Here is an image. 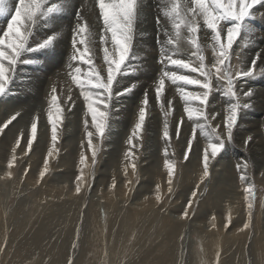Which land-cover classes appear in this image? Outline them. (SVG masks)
Listing matches in <instances>:
<instances>
[{
	"label": "rangeland",
	"instance_id": "obj_1",
	"mask_svg": "<svg viewBox=\"0 0 264 264\" xmlns=\"http://www.w3.org/2000/svg\"><path fill=\"white\" fill-rule=\"evenodd\" d=\"M262 6L264 3L256 6L259 10L257 16L249 18V25L245 26V31L234 45L233 65L238 62L236 52L241 53L247 66L257 52L264 50V19L259 16V12H264ZM11 7L14 10V4ZM11 14L10 11L7 15H0L1 30L7 25V18L4 17L7 16L9 20ZM49 20L40 22L34 29L31 41L39 40L42 35L40 29L46 23L49 25ZM199 40L202 45L210 44V30L202 28ZM64 43L65 49L55 44L53 49L26 53L24 58L33 59L36 63L18 64L8 91L0 95V124L20 112V116L0 133V243L7 236V249L0 253V264H67L69 257L74 264H215L217 248L222 253L221 264H264V73L259 71L264 67V59L257 62L255 76L237 81L242 103L249 102L243 97V92L254 90L251 107L241 111L233 130V142L226 144L217 160L212 162L210 179L200 185L195 215L191 219L181 220L179 217L183 207L199 182L200 152L205 139L197 130L193 151L189 160L185 161L183 150L192 135L195 121L189 120L183 112V102L176 92V86L166 82L164 95L173 99L169 116L172 139L168 151L174 153V157L170 158H174L177 164L173 184L175 191L168 199L167 173L163 168L165 145L161 139L164 116L155 102L154 89L151 87L161 69L157 63V47L140 50L134 44L133 57L128 61L124 75L118 77L114 84V92L132 84L137 87L128 95L113 97L109 129L95 165L91 189L75 193L80 141L84 139V105L79 89L75 86L72 87L75 107L71 111L65 108V120L62 128L58 129L59 153L55 160H50V173L37 183L43 158L51 142L46 115L48 94L53 84L61 95L63 93L60 90L66 91L69 87L67 63L71 46L68 40ZM96 48L95 62L99 66L102 63L101 53L99 46ZM261 53V57H264V52ZM204 54L206 63L210 64L211 48H206ZM56 60L60 66L56 65ZM82 67L86 68L84 65ZM169 70L178 71L175 68ZM184 74L188 73L185 71ZM217 87L219 90L209 97V110L219 114L212 121L213 126L220 124L223 127L224 109L229 98L223 95V88L219 84ZM145 89L149 91L150 111L142 147L136 150L133 161L137 166L136 174L133 175L129 166L126 179L123 170V154L127 147L125 141L135 123ZM189 90L198 89L190 87ZM37 100H42V109L36 104ZM27 111H34L33 116L38 112L40 122L38 140L34 142L33 149L25 154L32 119L24 116L29 114ZM182 116L184 120L177 138L175 125ZM21 122L25 125L21 126ZM247 136H252L253 140L245 149L243 141ZM17 137L21 138V144L16 149L17 162L12 169L14 178L7 179V161ZM88 155L90 158V153ZM245 160L251 165L248 174L255 183L257 199L250 229L241 230L247 219V211L236 164ZM26 167L29 168L27 175L24 174ZM113 178L116 186L111 188ZM127 180L132 181L130 186ZM157 183L161 185V194L165 195L162 205H158L155 200ZM162 207L166 211H161ZM81 212L84 217L80 238L77 248L73 250L72 243L76 239V225L80 223ZM229 215L231 223L226 229L224 225ZM213 218L215 228L212 227ZM51 220L57 225L52 226L53 230L48 232L45 243H51L52 239L53 242L57 241L58 231L62 230L58 248L65 255L43 257L44 250L38 245L19 255L20 241L38 242L41 226ZM181 235L185 237L183 241Z\"/></svg>",
	"mask_w": 264,
	"mask_h": 264
},
{
	"label": "snow or ice",
	"instance_id": "obj_2",
	"mask_svg": "<svg viewBox=\"0 0 264 264\" xmlns=\"http://www.w3.org/2000/svg\"><path fill=\"white\" fill-rule=\"evenodd\" d=\"M264 0H160V14L155 17L159 46L158 63L161 69L151 86L155 93V102L163 113L164 122L161 139L165 145L163 149V168L167 173V198L171 199L175 189L173 187L176 173V161L174 153H169L172 133L170 131L169 116L173 108V99L164 95L166 82L176 86V92L183 102V112L189 120H194L192 135L187 139V147L183 150L184 160L190 158L193 151V141L196 139L197 130L205 139V144L200 152L201 171L199 182L187 199L179 217L181 220L191 219L195 215V205L198 199V189L211 177L212 162L224 150L226 144L233 142V130L238 122L241 111L251 107L253 89L243 92V97L249 102H241V93L237 91V81L253 77L257 74V62L261 61V53L257 52L250 65L245 66L240 52H236V65L232 64L234 45L245 26L249 25V18H255L258 13L257 5H262ZM68 0L49 4L48 0H18L12 9L9 0H0V15H7L11 11V17L7 21L6 28L0 30V95H4L14 80L18 64L36 63L33 59H25L26 53H38L42 50L53 49L57 40L63 35L61 31H53L38 41H31L34 29L41 20L47 21L54 14L61 13ZM71 6V5H69ZM144 7L143 0H94V6L87 0L77 8L75 13V26L71 30V53L68 57L67 76L69 87L61 89L63 95L58 94L57 86L53 84L47 100V124L50 126V146L43 158V164L39 171V180L50 173V160H55L59 153L57 141L58 129L62 128L65 120V108L71 111L75 107L72 97V87L79 89L83 100V126L84 139L80 141V152L77 163L78 174L75 176V193L90 190L95 176V165L102 151L103 141L109 129L112 100L114 96H124L133 92L137 87L132 84L114 92V84L117 78L124 75L128 61L133 57L134 44L138 34V25L141 22L140 13ZM264 7V6H262ZM82 8L96 14L99 25V33L95 26L85 17ZM98 9V13H96ZM264 19V12H259ZM202 21V23H201ZM202 28L211 32V43L202 45L199 34ZM97 35L99 38V52L102 63L97 66ZM211 48V63H206L205 50ZM264 52V50H261ZM264 62V61H262ZM86 66V68L82 67ZM175 68L177 70H169ZM188 74H184V72ZM259 71L264 73V67ZM223 88V95L228 97V103L224 109L223 127L220 124L213 126L212 121L218 113L209 110V97L214 91H218L217 85ZM195 87L198 90H189ZM149 91L144 90L134 125L125 141L127 147L123 154V170L127 179L129 166L133 175L137 166L133 162L136 150L142 147L143 134L145 132L146 119L149 115ZM20 112L13 114L8 120L0 124V133L18 117ZM184 117L175 125V135L179 138ZM40 115L37 113L31 119L27 136L25 154L33 149L34 142L38 140V123ZM23 133H21V136ZM252 136H247L243 143L247 149ZM86 141V142H85ZM21 144V138L17 137L12 147L11 157L7 161L5 178L12 179V169L17 162L16 149ZM90 153V158L89 154ZM90 159V162H89ZM249 161L236 164L239 173V182L244 193V202L247 211V219L243 229H250L253 211L256 204V186L252 177L248 174ZM29 168H24L27 175ZM132 184L127 180V185ZM116 186L113 178L111 188ZM131 190V188L129 189ZM155 200L162 205L165 195L161 194V185L155 186ZM147 199V197H145ZM86 207V206H85ZM161 211H166L161 208ZM84 213L80 214V223L76 225V239L72 243L75 250L80 238L81 225ZM215 218L212 227L215 228ZM231 223V216L226 218L224 227L227 229ZM185 239L184 235L180 237ZM7 249V236L0 243V253ZM221 250L217 248L215 264H221ZM67 264H74L71 257Z\"/></svg>",
	"mask_w": 264,
	"mask_h": 264
},
{
	"label": "bare ground",
	"instance_id": "obj_3",
	"mask_svg": "<svg viewBox=\"0 0 264 264\" xmlns=\"http://www.w3.org/2000/svg\"><path fill=\"white\" fill-rule=\"evenodd\" d=\"M17 2H18V0H9L10 5L14 4V6H15V4ZM48 2H49V4H51V3L59 2V0H48ZM87 2H88L89 5H93L94 6V0H87ZM84 3H85V0H68V4H66L65 9L61 13L54 14L53 17H51L50 20H49V21H51V23L49 25H47V23H46V25H45L46 27L44 26V28H46V29L41 28V26L39 27V28H41L40 32H42V35L39 37V40L41 38L46 37V35H48L50 32L61 31L63 33V35L57 40V41H59V40L60 41L58 43L56 42V46H61L62 49H65L64 41L68 40L70 42V40H71V30L75 26V22H76L75 21V13H76V10H77V8H80V6L82 4H84ZM159 3H160V0H143L144 7L141 9V13H140L141 22L138 25V34H137V37H136V40H135L136 49L149 50V49H153V48H156V47L159 48V46L157 45V42H156V37H157L156 28H157V26H156V23H155V17L158 14H160ZM69 5H71V6H69ZM81 11L85 15V17L89 20V22L95 26L94 30L98 34L99 33V25H98V23L96 21V14H94L93 12H89L87 10V8H82ZM96 13H98V9H96ZM4 18H7V21H8V17L7 16H5ZM42 21H44V20H41V22ZM41 25L43 26L44 24L42 23ZM250 32H252V31H250ZM206 43H208V42H206ZM96 46L100 47L98 35H97V44H96ZM259 52L261 53L262 51H259ZM137 53H139V52H137ZM57 57H59V56H57ZM261 59L263 60L264 57H261ZM56 63H57L56 65L60 66V64H58L59 63L58 60H56ZM21 92H23V91H21ZM24 94H25V92H24ZM40 101L42 102V100H40ZM19 102H21V101H19ZM41 102H39V101L36 102L37 105L39 104L38 107L42 106ZM15 104H14V106H15ZM25 105L28 106L27 104H25ZM29 106H30V104H29ZM41 109H42V107H41ZM32 110H34V109H32ZM35 110H37V108ZM11 111H14V110H11ZM34 111L31 112V113H29L27 111V113H29V114H25L24 116L26 118L28 117V119H31L33 117ZM23 125H25V123L21 122V126H23ZM216 197H217V195H215L214 198H216ZM55 224L57 225V223H55L53 220H51L49 223H46L45 225H42L41 229H40L41 232L39 231L40 234H41L40 235V239L38 240V242H37V240H35L36 238L34 239L36 241V243L34 241H31V242L29 241V243L28 242L26 243L24 240L20 241V243H19V253L18 254L20 255L21 252H24V251L28 250L32 246H37L38 245V246H40V248L42 246V248L44 250L43 253H42L43 257H49V258H51V257L54 258V257H58V256L63 257L65 255V252L63 250H61V248H58L59 247V243H60L59 242V238H60V235H62V233H61L62 230L59 229V231H58L59 233H58V240L56 239L57 241L54 240L55 242H53V239H52L51 243H45V240L48 237L47 236L48 232L51 231V229L53 230L52 226H55ZM35 233H37V232H35ZM37 236H38V234H37ZM51 238H53V236H51ZM53 260H55V259H53ZM53 262H55V261H53ZM50 263H51V261H50Z\"/></svg>",
	"mask_w": 264,
	"mask_h": 264
}]
</instances>
